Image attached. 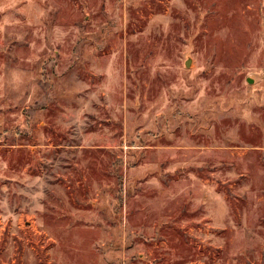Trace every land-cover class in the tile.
I'll return each instance as SVG.
<instances>
[{"label":"rangeland","instance_id":"obj_1","mask_svg":"<svg viewBox=\"0 0 264 264\" xmlns=\"http://www.w3.org/2000/svg\"><path fill=\"white\" fill-rule=\"evenodd\" d=\"M0 264H264V0H0Z\"/></svg>","mask_w":264,"mask_h":264},{"label":"water","instance_id":"obj_2","mask_svg":"<svg viewBox=\"0 0 264 264\" xmlns=\"http://www.w3.org/2000/svg\"><path fill=\"white\" fill-rule=\"evenodd\" d=\"M249 83H251V80H248Z\"/></svg>","mask_w":264,"mask_h":264}]
</instances>
